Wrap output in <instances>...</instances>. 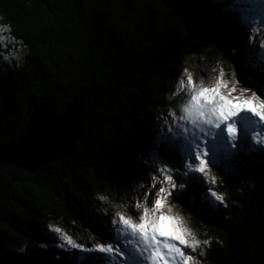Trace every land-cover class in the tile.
<instances>
[{"label":"trees","instance_id":"1","mask_svg":"<svg viewBox=\"0 0 264 264\" xmlns=\"http://www.w3.org/2000/svg\"><path fill=\"white\" fill-rule=\"evenodd\" d=\"M249 30L231 33L204 0H0V56L8 57L0 59V143L19 138L38 106L63 112L74 98L86 102L84 136L66 157L37 172L0 165V264H73L49 226L85 246L115 247L111 216L115 207L136 215L148 191L137 161L148 160L146 145L184 102L183 92L168 100L182 67L206 73L214 52L240 78L243 68L264 80L251 67L261 32L249 42ZM233 163L210 173L227 207L213 208L202 192L194 206L169 198L210 240L200 264H264V157Z\"/></svg>","mask_w":264,"mask_h":264},{"label":"snow or ice","instance_id":"2","mask_svg":"<svg viewBox=\"0 0 264 264\" xmlns=\"http://www.w3.org/2000/svg\"><path fill=\"white\" fill-rule=\"evenodd\" d=\"M204 2L210 5L211 15L228 21L229 31L237 35L255 22L252 13L257 5L264 12V0ZM260 23L264 24V18ZM8 31H11L10 27ZM3 39L0 36V41ZM12 39L15 42V38ZM248 39L250 42L253 37ZM258 47V63L251 67L264 78V41ZM0 59L7 60L8 57L0 56ZM224 75L221 69L212 84L205 86L203 81L197 84L192 74L184 69L173 96L168 97L173 101L174 97L184 93V102H175L176 109L171 112L172 127L146 145L144 153L148 160L137 161L138 172L149 182V188L144 202L138 200L132 206L136 219L122 211L111 216L110 227L117 241L115 247L111 243L85 246L59 227L49 226L61 241L57 247L65 251L73 264H115L116 257L120 264H200L189 253H196L199 248L198 255L203 258L210 240L198 239L180 216L172 214L168 199L175 192L176 199L194 206L202 192V199L213 208L227 207L224 195L211 187L216 182L215 176L210 175L212 168H223L227 174L234 170L233 162H240L245 153L264 154V99L255 92L245 95L248 89L238 88V81L225 80ZM241 78L252 83L264 96V80L256 83L245 76L243 68ZM78 120L77 104L70 105L62 114L40 109L33 118L32 131L16 143L0 146V151L6 149L19 155L34 156L55 151L69 138H74ZM157 184L160 185L158 188ZM152 189L156 190L153 192ZM149 195L154 197L151 207L147 203Z\"/></svg>","mask_w":264,"mask_h":264},{"label":"water","instance_id":"3","mask_svg":"<svg viewBox=\"0 0 264 264\" xmlns=\"http://www.w3.org/2000/svg\"><path fill=\"white\" fill-rule=\"evenodd\" d=\"M72 104H77L79 108V120L77 123V132L74 138H69L66 142L62 144L57 150L39 155H19L12 153L8 150L0 151V165L2 163H6L10 166H20L29 172H37L44 169V167L52 161L60 160L66 157L75 147L76 143L84 136V128H83V120L85 119V111H86V102L82 98H74L70 103L67 104L65 110L60 112L54 109L51 105H41L36 107L26 125V130L22 133V135L12 141L0 143V146L11 145L23 139L28 133L32 131L33 118L38 110L47 109L57 114L64 113Z\"/></svg>","mask_w":264,"mask_h":264},{"label":"rangeland","instance_id":"4","mask_svg":"<svg viewBox=\"0 0 264 264\" xmlns=\"http://www.w3.org/2000/svg\"><path fill=\"white\" fill-rule=\"evenodd\" d=\"M253 16L256 17L255 22L253 24L250 25V30L248 31L249 36H251V29L257 28V29H263L264 28V24L260 23V19L264 18V12L261 11V9L259 8V6L257 5L255 11L252 13ZM253 32V31H252ZM187 39V38H186ZM261 41H264V34L262 38H259L258 41H256V45L259 46V43ZM259 53V52H258ZM211 60H209V62L207 63V66L204 65V70L206 73H200V75H196L195 71L193 69L190 68L189 64L188 67L184 66L181 69V74H180V78L184 76V69H187L188 72H190L193 76V79L195 82H197V84L200 81H203L205 86H210L212 84V82L214 81V79L219 75V72L221 69H223L225 75L223 77V79L225 80H233L235 79L236 81H238L237 87L241 88V89H248L249 91L247 93H245V95H251L253 92H255L258 96H261V94L253 87H251V85H249V83H246L244 79L240 78L239 74L236 73L235 71H232L231 69H229L224 62L222 61V59L220 57L217 56L216 53L212 52L210 53V56H208ZM257 57H259V55H257ZM203 58H205V55L203 54ZM206 74V75H204ZM234 74V75H233ZM186 79V77H185ZM184 97V96H183ZM261 99H264L263 96H261ZM180 115V114H179ZM259 130V129H258ZM262 135H264V133H262ZM256 153L258 154L259 157L263 158L264 154H261L260 152H255L252 153V155H256ZM156 190V189H155ZM154 190V191H155ZM153 191V192H154ZM145 197V194H144ZM144 197L142 198V203L144 202ZM154 199V197L152 196L151 199L149 200L147 198V203L149 205V207H151L152 204V200ZM168 205L171 207L172 209V214L178 215L182 218V220L184 221V223L186 224V226L191 229V231L193 233L196 234L197 238L200 239L198 237V233L194 230V227L192 226L190 220L188 219L187 216H185L183 213H181L179 210L175 209L174 206H172L169 203V199H168ZM117 206H124L122 203L121 204H117ZM122 207H115L114 212L116 211H122L121 210ZM125 213L126 216H132L133 219H136V215H129L127 214L125 211H122ZM186 253H188V250L185 249ZM192 254L196 257V259L199 257L198 252L196 250V253H189Z\"/></svg>","mask_w":264,"mask_h":264},{"label":"bare ground","instance_id":"5","mask_svg":"<svg viewBox=\"0 0 264 264\" xmlns=\"http://www.w3.org/2000/svg\"><path fill=\"white\" fill-rule=\"evenodd\" d=\"M1 42V41H0ZM235 189V188H234Z\"/></svg>","mask_w":264,"mask_h":264}]
</instances>
